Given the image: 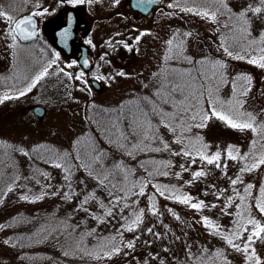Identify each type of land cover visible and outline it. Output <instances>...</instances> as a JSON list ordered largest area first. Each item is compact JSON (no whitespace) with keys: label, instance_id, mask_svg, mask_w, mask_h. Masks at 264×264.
<instances>
[{"label":"trees","instance_id":"obj_1","mask_svg":"<svg viewBox=\"0 0 264 264\" xmlns=\"http://www.w3.org/2000/svg\"><path fill=\"white\" fill-rule=\"evenodd\" d=\"M21 1H17L20 9L14 11V16H19L25 12ZM235 1L236 3L227 0L233 12H238L249 4L255 7L261 3V0ZM179 3L186 8L193 5L210 6V10L219 8L217 21H212L198 12H191L194 17H202L204 21L208 20L211 23V34L207 38L204 35L205 41L202 42L198 32L194 28L188 27L185 31H190L193 34L185 36L186 32L179 33L178 38L184 40L183 56L192 57L191 61L175 55L176 49L173 50V53H169V58L165 60L167 48L158 64L159 67L150 73L142 89L131 90L119 101L113 102L105 108L92 105L91 119H89L88 114L86 115L87 122L91 126L88 130L91 138L87 141L88 143L80 141L78 147L81 158H77L75 141H72L73 144L62 139L56 143L50 140V142L25 144L0 136V141L6 142L0 144V199L3 200V203H0V224L7 225V227L0 228V264H143L145 261L147 264H182V262L187 264V261L192 259L187 255L188 248L191 247L192 252L199 256L203 251V246L210 250H215L217 247L224 248L225 254L232 261V264H245V254L233 250L224 239L209 232L201 216H210L224 229L233 227L235 216L232 214L237 211L235 205L239 203V199L234 197V202L228 207L227 212L221 210L226 203V197L233 195L230 178L240 175V168L244 164L242 160H233L227 157V146L234 144L239 146L241 153L247 152L251 147V140L255 138L258 142L255 151H259L264 145V140H261L251 129L232 128L217 117L209 120L205 128H200L193 123L191 131L185 132L184 135L193 138L203 136L204 141L209 143V153H214L220 149L224 153L220 163H227V175L224 174L222 167L217 168L215 164L202 161L201 157L188 158L163 148L159 152L140 150L129 155L128 152L131 149L125 150L119 147L117 143L119 128H123L128 133L127 142L129 144L139 139L130 131L132 120L128 118V113L132 112L139 116L141 109H150L151 105L143 97H152L160 107H164L167 111L173 110L171 104L161 101L155 93V89L160 87L164 74H167L170 80L181 84L186 89H190L196 80H199L205 85V91L207 90L208 81L203 80L205 72L200 71L199 61L201 57H208L213 61L217 59L226 61V67L223 69L226 73L225 83L219 86V96L224 100L231 98L232 81L237 80V74L251 75V89L246 96L242 97L247 101L243 107L244 110L251 111L257 116V123L264 121V90L262 91L261 82L256 76V69L261 67L252 64L250 60H238L234 56L229 57L224 51L226 42L230 50L234 52H240L241 45L246 43L244 40L235 42L232 39L234 34L238 35L232 31L235 28L232 23L234 17L230 18L228 11L222 7L221 0H181ZM247 15L251 20V35L258 38L261 32H264V11L261 13L250 11ZM222 35L226 40L221 39ZM190 39L199 43V48L193 50L188 43ZM241 54L256 55L257 53L245 51ZM205 68L207 73L211 75V66L205 65ZM16 69V76L0 77V94L10 88H20L21 84L17 81L22 80L23 72L30 75L27 70ZM180 70L188 71L182 73ZM153 73L158 75L153 76ZM237 83L242 85L245 82L238 80ZM175 95L177 100L183 98L180 93ZM130 100H139V107L126 103ZM122 106L125 117L122 124L116 125V116ZM204 106L206 108L211 106L206 97ZM148 115L154 123L159 124L160 117L158 114L149 111ZM216 132L220 133L217 135L219 137L213 136ZM159 134L163 135L177 152L183 147L172 139L173 133L168 131L166 126L160 125ZM110 140L112 143H109ZM152 143L154 146H160L158 140ZM36 145H43V147L37 149ZM21 146L29 149L28 154L19 151ZM57 149L61 152L67 150L71 154L70 162L74 168L73 178L70 181L73 185L74 198L71 200L65 198V193L69 191L64 179L67 174L62 168L49 162L50 156L54 155ZM97 154L100 155V159L93 160ZM169 159L175 163L166 167L158 164L159 161ZM192 159L196 160L195 164L191 162ZM120 161L124 162L125 168L134 170L127 177L122 169L115 167ZM85 164L88 165V168L83 166ZM181 165H183V170ZM157 167L160 171L154 173V169ZM200 168L205 169L206 175L197 178L193 172ZM89 170L106 177V182L100 184L94 175H90ZM165 170L169 172V175H163ZM45 171L50 175L45 176ZM176 172H180V176H176ZM17 176L20 178L16 179ZM126 178L128 181H139L141 178L149 181L143 195L128 197L129 206L124 208L123 212L124 216L131 217L133 209L137 211L139 208L145 209L144 221L138 232L121 229L120 225L125 221L122 219L119 208L123 207V204H120L104 222H100L86 210L90 208L97 214H104L105 209L100 207V199H103L106 204L111 201L109 191L112 189L109 188V184L116 185L113 191L123 196L124 193L120 192V187L125 185ZM242 178L243 184L238 183L236 188L243 193L247 183L255 185L252 189L253 214L257 218H261L262 214L256 210L255 198L259 195V187L264 185V165L251 172L243 173ZM188 180H192V183L188 184ZM10 183H15L16 186L8 190L7 185ZM46 184L51 185V187L46 188ZM61 184H64L63 188H60ZM159 185L176 186L178 194L191 193L194 198L193 202L204 200L206 204L214 203L216 206L205 207L197 211L190 205L169 199L168 196L171 191L165 195H160L157 190ZM213 185L215 188L212 187ZM225 189L227 191L224 195H216L217 190ZM93 190L96 192V198H90L84 209L77 208V205L83 202L84 196ZM41 191L46 193L56 191L59 194L55 196L45 195L43 199L36 201L24 200L21 197L22 193L31 196L38 195ZM136 191L138 192V187ZM153 192H157L156 199L160 211L163 212L162 217L153 216L150 212L149 196ZM5 193L7 194L5 195ZM136 200L139 201L138 204L133 203ZM169 209H175L180 219L173 216ZM148 227H152L153 232H147ZM118 232L123 233L125 241L138 235L136 247L134 249L124 248L121 253H118L122 255L116 254L114 259H109L113 256L104 257L101 255L100 258H96L88 254L95 249L96 245L104 243L105 237L115 236ZM155 232H160L163 235L157 238L154 235ZM9 238H11V243L6 242ZM149 240L152 241L151 244L147 243ZM253 243L260 255L263 256L264 241L256 240ZM65 253L75 254L66 255ZM125 253L128 254L125 255Z\"/></svg>","mask_w":264,"mask_h":264},{"label":"snow or ice","instance_id":"obj_2","mask_svg":"<svg viewBox=\"0 0 264 264\" xmlns=\"http://www.w3.org/2000/svg\"><path fill=\"white\" fill-rule=\"evenodd\" d=\"M61 3L67 2L69 4H79L82 0H60ZM90 2V0H89ZM115 3H119V0H114ZM153 0H146V3H152ZM222 7L228 11L230 18L232 19V23L235 25V28L232 30L234 33H238V35L234 34L232 36L233 41L239 42L240 40L246 41V43L242 44L240 47V52H234L230 50L227 42L224 45V51L227 53L229 57L234 56L238 60H250L252 64H257L261 68H264V32H261L258 38H254L251 35V20L248 17V12L261 13L264 11V0H261L260 4H257L253 7L252 4H249L247 7L241 8L238 12H233L231 6L227 3V0H221ZM169 7L171 8H181L182 11L189 12H198L200 15L211 19L212 21L218 20V13L220 11L219 8L216 10H210V6H198L193 5L191 7H184V5L177 3L176 0H172ZM37 10L40 15L49 11L48 8H43L42 11L39 10V6H37ZM36 13L31 15H25L20 19H16L10 12L2 11L0 15H2L8 22L7 32L11 36V47L15 50L20 47H25L20 45L18 37H23L25 40L30 37H36L38 29L36 27V20L33 18ZM227 24V21L225 22ZM14 25V26H13ZM67 33V29L64 30ZM150 29L141 30L139 35L135 36V40L139 41L141 37L146 33L150 32ZM180 30L177 29L176 33L172 38L166 41V44L169 46L167 52L165 53V60L169 58V53H173V50L176 49L175 55L182 57L191 61L193 58L190 56H183L184 52V40L179 39ZM192 32H186L185 36H191ZM222 40H226V38L222 35ZM88 43L91 44L92 40L89 38ZM120 43L125 44L126 47L131 48L126 41H120ZM258 45V47H256ZM44 51V49H41ZM253 53L256 52V55H247L241 54L244 52ZM17 55L16 51L13 52V56ZM45 56L47 53L45 52ZM61 53L59 51L55 52V56L53 58H48L44 61V63L36 69L32 74H25L22 76V80L17 81V83L21 84V87L18 89H8L7 91L0 94V103H3L5 100L22 97L26 93L30 92L36 85L46 76L50 74L49 69L52 68L53 65L59 62V58ZM78 61L73 59L70 61V65L77 64ZM84 63H89L86 59ZM200 71H204L205 75L203 80H207V90L205 91V85L196 80V82L191 86L190 89H186L181 84L170 80L167 74H164L163 79L160 83V87L155 89L156 96L161 99V101L171 104L173 106L172 111H167L164 107H160L157 104V101L153 100L152 97H143L144 100H147L151 105L150 109L140 110L139 116L135 113H128V118L132 120L130 131L132 134L139 137V139L131 144L128 141V133L123 129L119 128V138H118V146L128 150L131 149L128 154L133 155L136 151H149L155 150L157 152L161 151V149L170 150L176 155H184L188 158H192L194 156L201 157L202 161H207L209 164H215L217 168H223L224 174L227 175V163L221 164V159L224 153L217 149L214 153H209V143L204 141L203 136H196L195 138L191 136H185V132H190L193 126V123L200 128H205L207 126V122L211 120L213 117L219 118V120L226 122L232 128L235 129H251L254 133H256L261 140H264V121L257 123V116L251 112L244 110V105L247 103L246 99L242 97L246 96L247 93L251 89V81L252 77L246 73L237 74V80L232 81V96L231 98L224 100L219 96V86L225 83L226 73L223 69L226 67V61L222 59L211 60L208 57H201L200 61ZM205 65L211 66V75L207 73V69ZM182 73L187 72L188 70H180ZM64 72V75L67 77H72V72L66 71L63 68H57L56 73ZM122 75H128L121 70ZM94 76H97L99 79L107 80L109 79L106 76L99 75L98 73H93ZM153 76L158 75L157 73H153ZM79 77L87 84V80L84 79L85 73L83 70L79 72ZM115 77H112L114 79ZM238 80H244V84L238 85ZM176 93H180L183 95V98L180 100L176 99ZM186 93V94H185ZM205 97L207 102H210V108H206L205 105ZM195 101V103H193ZM127 104L133 105L135 107H139V100H130L126 102ZM93 106H95V102H93ZM115 111V110H111ZM151 111L154 114H158L160 117L159 124L154 123L151 117L148 115V112ZM125 117V112L123 106L120 108L117 116H116V125L122 124L123 118ZM160 125H164L167 127L168 131L173 133L172 139L175 140L178 144L183 145L179 149V152L176 149L172 148L171 144L167 139L164 138L163 135L159 134ZM159 141L160 146H154L152 142ZM6 143L5 141H0V144ZM109 143H112L110 140ZM257 139L253 138L251 140V147L247 152H240L239 146L234 144H229L227 146L226 155L228 158L233 160H242L244 166L240 168V175H237L235 178H230V183L232 185L233 195H229L226 197V203L224 208L221 210L222 212H227L229 206H231L234 202V197L239 199V203L235 205L237 211L232 215L235 216V220L233 221V227L231 229H224L216 220L212 219L210 216L202 215L201 219L204 225L207 227L209 232L213 233L224 239L226 244L230 246L233 250L237 252H242L245 254V264H264V256L260 255L257 251L255 244L253 243L256 240L264 241V185L259 187V195L255 198V206L256 210L259 214H262L261 218H257L256 215L253 214V206H252V189L255 187L252 183H247L244 187V192L241 193L239 189L236 188L238 183L243 184V173L251 172L255 169L260 168V166L264 165V145L261 146V150L255 151L257 147ZM77 145V158H81L79 156V145L80 140L77 139L75 141ZM37 149L42 148L43 145H36ZM19 151L25 154H28L29 149L21 146ZM102 151V150H101ZM71 154L65 150L61 152L59 149L55 150V154L50 156L49 162L51 164L56 165L63 169V171L67 174L64 179L67 182V186L69 191L65 193L66 199H73L74 193L72 192V183L70 181L73 178V165L70 162ZM44 158L43 156L41 157ZM100 155L97 154L93 157V160H99ZM193 164L196 163L195 159L191 161ZM175 163V161L162 160L159 161V165L168 166ZM85 168H88V165H83ZM116 168L122 169L127 175L131 174V171L124 167V162L120 161ZM183 170V165L180 166ZM160 171L159 167L154 169V173H158ZM90 175H94L96 180L100 182V184H104L106 182V177H102L101 175L96 174L89 170ZM180 172H176V176H180ZM45 176L50 175L48 172H44ZM163 175H169L167 170L163 171ZM193 175L197 178H200L203 175H206L205 169L200 168L198 171L193 172ZM20 177L17 176L16 179ZM149 181L147 179L141 178L139 181L131 180L128 181L126 178L125 185L120 187V192H123L124 195L121 196L116 194L113 190L116 185L109 184V188L112 189L109 191V195L111 196V201L107 204L100 199V207L105 209L104 214H97L93 212L90 208L86 209L88 213L94 216L100 222H104L109 216H111L117 209L120 204H123V207L119 208L122 219H124L125 223L121 224V229H127L129 231H137L141 228V225L144 221L145 209L139 208L138 211L133 209L131 212V217L124 216V208L129 206V196H141L145 193L146 187ZM188 184L192 183V180L187 181ZM16 185L15 183H10L7 185L8 190H11ZM46 188L51 187V185H45ZM64 184L60 185V188H63ZM138 187V192L136 188ZM215 188V185L212 186ZM160 195H165L169 191L171 194L168 196L169 199L180 201L184 204L190 205L192 208L200 211L205 207H215L216 205L213 203L208 205L204 200H197L193 202V196L191 193H180L178 194V190L176 186L172 185H159L158 189ZM225 190H217L216 195L222 196L224 195ZM7 193H5L6 195ZM56 191L52 192H44L41 191L38 195H28L21 194L22 199L24 200H40L43 199L45 195H58ZM157 192H153L149 196L150 201V212L153 216H163V212L160 211L157 202ZM90 198H96V192L93 190L88 193V195L84 196L83 202L77 205V208L84 209L85 205L88 204ZM0 203H3V200L0 199ZM133 203L138 204L139 201H133ZM173 216L177 219H180L179 214L175 211V209H169ZM7 227V225L0 224V228ZM147 232H153L152 227H148L146 229ZM154 235L159 238L163 234L160 232H155ZM119 237V239H117ZM139 239V236L136 235L132 239L125 241L123 233L118 232L115 236L105 237L104 243L98 244L95 246V249L88 253L89 255L100 258L101 255L104 257H112L118 253H121L124 248L134 249L136 247V242ZM239 241V242H237ZM6 242L11 243V238H9ZM147 243L151 244L152 241L149 240ZM67 254H75V253H65ZM128 253H125L127 255ZM187 255L192 259L187 261V264H232V261L225 254V249L221 247L215 248V250H210L206 246H203V251L197 256L192 252L191 247L187 250ZM143 264H147V262H143ZM183 264V262H182Z\"/></svg>","mask_w":264,"mask_h":264},{"label":"rangeland","instance_id":"obj_3","mask_svg":"<svg viewBox=\"0 0 264 264\" xmlns=\"http://www.w3.org/2000/svg\"><path fill=\"white\" fill-rule=\"evenodd\" d=\"M17 1L0 0L2 11H8L13 15V10L20 9ZM180 1L176 0L178 3ZM230 1L236 3L235 0ZM171 2L172 0H165V3L156 7V10L148 16L133 12L129 8V0H119L118 4L114 0H90V2L82 0L76 5L83 8L87 23L92 20V26L89 28H92L93 40H95L93 58L98 68L97 72L109 78L103 80L104 86L100 91L91 86L90 76L85 72L84 79L87 80V84L80 79L79 72L82 69L78 63L69 66L71 60H77L78 54L67 55L54 45V38L49 27L62 18L67 5H62L59 0H44L42 9L48 8L49 11L40 15L37 10L38 4L33 6L27 4L29 8L25 10L33 11L38 17L42 31L41 38L35 43L36 45L28 46L19 42L25 47L15 50L11 47V36L7 32L8 22L1 16L0 77H13L16 74V68L27 70L29 74H32L46 59L53 58L56 51H59L61 56L59 62L49 69L50 74L30 92L22 97L0 103V136L25 144L50 142V140L56 143L61 139L69 144L77 139L88 143L87 141L91 138L88 130L91 126L87 122L86 115L88 114L91 119L93 102L105 108L119 101L131 90L142 89L150 73L159 67L158 64L168 47L166 41L174 36L177 29L182 34L187 32L185 30L188 27L194 28L202 42L205 41L204 35L207 38L211 34V23L208 20L194 17L189 11L171 8L169 7ZM104 27L105 55L103 53ZM144 29L151 31L146 32L139 41L135 40V36ZM120 41H126L131 48ZM188 43L193 50L199 48V43H195L193 39H190V42L188 40ZM126 48L127 51H124ZM14 51L17 53L15 57ZM57 68L72 72V77H67L64 72L56 73ZM121 70L128 75L120 74ZM22 74L25 75L24 72ZM256 76L261 82L263 91L264 68L256 69ZM112 77L115 78L112 79ZM37 104L43 105L47 110L42 119L37 118L32 112V107ZM217 135L220 133L216 132L213 136L219 137ZM115 256L109 259H114Z\"/></svg>","mask_w":264,"mask_h":264},{"label":"flooded vegetation","instance_id":"obj_4","mask_svg":"<svg viewBox=\"0 0 264 264\" xmlns=\"http://www.w3.org/2000/svg\"><path fill=\"white\" fill-rule=\"evenodd\" d=\"M58 1V0H57ZM60 1V0H59ZM25 4H38L40 6L39 10L42 11V7H43V3L44 0H24ZM61 3V2H60ZM62 5H67L65 6L66 8V12L64 14H62V18L60 20H57L56 22L52 23L49 27L52 36L54 38V45L63 53H65L62 48L59 45V41L62 43H65V41L68 39L69 36V32L67 30V33H65V29H67V27L69 26L70 22L74 19L73 14L72 13H76L75 15H77V19H76V35L75 37H73L72 39V46H71V55L74 53L78 54V58L77 61L79 59V56L81 54L82 51V47L83 46H87L88 48V52L89 55L92 59V63H93V67L90 71L85 72L87 75L90 76V80L91 79H96L99 82H101L102 84V88L104 86V82L102 79H99L97 76H94L93 73H98L97 70L98 68L96 67V62L94 61V56H93V51H94V45H95V40H93V30L92 28H89L90 26H92V20L90 22H86V19L84 18V11L83 8H79L76 7L77 4H69V3H61ZM33 13V11L31 12ZM140 14V13H138ZM36 15V14H35ZM141 15V14H140ZM142 16V15H141ZM38 18V17H37ZM105 21V20H104ZM41 27H39V39L40 34H41ZM89 38H91L92 43L89 44L88 40ZM103 53L105 55V27H104V32H103ZM127 51V50H124ZM105 75V72H104Z\"/></svg>","mask_w":264,"mask_h":264},{"label":"water","instance_id":"obj_5","mask_svg":"<svg viewBox=\"0 0 264 264\" xmlns=\"http://www.w3.org/2000/svg\"><path fill=\"white\" fill-rule=\"evenodd\" d=\"M162 2H163V0H153L152 3H146V0H130V6H131V8H133L135 10H139L144 14H148L151 11V9L154 7V5L160 4ZM22 17H20V18H22ZM33 18L36 20L35 17H33ZM76 19H77V15H75L74 19L70 22L69 26L67 27V30L69 32V36H68V39L65 41V43H62L59 41V44L62 47H64V49L67 50L68 52L71 51V46H72L71 42H72L73 37H75V34H76V32H75ZM36 27H37V20H36ZM37 34H38V32H37ZM36 38H37V36L36 37H30L29 39L25 40L23 37H19V39L22 42H29V41H32ZM86 59L89 61V63H84V61ZM79 62L81 64V66L86 70H89L92 66L91 59L88 56V50L85 47H82V55L79 59ZM92 83L97 88L98 87L100 88V84L97 81L93 80ZM32 110L39 118H43L47 113L46 108L42 105H35Z\"/></svg>","mask_w":264,"mask_h":264}]
</instances>
